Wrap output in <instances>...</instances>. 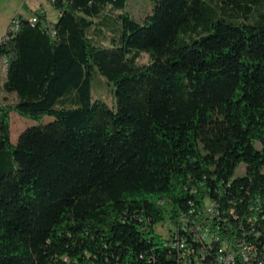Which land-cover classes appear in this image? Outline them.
<instances>
[{
    "label": "trees",
    "instance_id": "obj_1",
    "mask_svg": "<svg viewBox=\"0 0 264 264\" xmlns=\"http://www.w3.org/2000/svg\"><path fill=\"white\" fill-rule=\"evenodd\" d=\"M48 1L0 39V264H182L156 227L229 239L231 209L264 234V0ZM13 112L53 120L14 144Z\"/></svg>",
    "mask_w": 264,
    "mask_h": 264
},
{
    "label": "built area",
    "instance_id": "obj_2",
    "mask_svg": "<svg viewBox=\"0 0 264 264\" xmlns=\"http://www.w3.org/2000/svg\"><path fill=\"white\" fill-rule=\"evenodd\" d=\"M30 21L36 23L37 16H32ZM8 27L12 31L18 30V15L10 20ZM206 207L210 215H219L216 205L210 200H207ZM254 209L258 210V207L251 208ZM228 214L240 220L229 239L222 240L220 236L211 235L209 229L199 221L190 224L188 220L183 221L181 230L168 221L172 225L171 232L168 236L161 235L168 242L175 243V250L181 252L182 264H264V234L261 229H255L260 218L246 216L240 219L233 209ZM263 220L264 214L261 216ZM222 222H228V217ZM187 233H191L193 240L189 239ZM151 262H154L153 258H150Z\"/></svg>",
    "mask_w": 264,
    "mask_h": 264
},
{
    "label": "rangeland",
    "instance_id": "obj_3",
    "mask_svg": "<svg viewBox=\"0 0 264 264\" xmlns=\"http://www.w3.org/2000/svg\"><path fill=\"white\" fill-rule=\"evenodd\" d=\"M19 4L22 5H30V0H1L0 1V37L5 32L6 23L9 19L10 13L15 11ZM26 10V8H25ZM127 11L129 12L130 16L138 21L141 22L145 16L151 13L152 11V4L150 0H128L127 4ZM120 23H111L108 24L106 27H100L99 25H94L90 31L89 35L93 38L96 44H104L108 45L112 39H116L120 36ZM140 63L146 64L149 62V56L146 53H143L140 60ZM94 98L100 99L105 103L112 105L115 102V90L112 88L108 83H103L94 91ZM53 120L51 117H45L41 121H35L32 119H27L22 117L17 113L11 114V140L14 144L17 143L20 135L27 129L35 126H41L50 123ZM246 171V166L242 165L237 170V175H242ZM86 182L84 180L80 181L78 185L75 187L80 188ZM171 224L166 222L157 226V232L168 236L171 230Z\"/></svg>",
    "mask_w": 264,
    "mask_h": 264
},
{
    "label": "crops",
    "instance_id": "obj_4",
    "mask_svg": "<svg viewBox=\"0 0 264 264\" xmlns=\"http://www.w3.org/2000/svg\"><path fill=\"white\" fill-rule=\"evenodd\" d=\"M25 8H26V10H25ZM36 11L43 12L47 16L48 20L53 22V23L57 22V20H58L59 13L52 8V6L48 0H30V5L19 4L17 6V8L15 9V11H13V13L12 12L10 13L9 19L6 23L5 32L8 28V24H9L10 20L15 15H20V16H23L24 18L30 19L34 15V12H36ZM5 32L3 33V35L5 34ZM1 37H0V39H1Z\"/></svg>",
    "mask_w": 264,
    "mask_h": 264
},
{
    "label": "bare ground",
    "instance_id": "obj_5",
    "mask_svg": "<svg viewBox=\"0 0 264 264\" xmlns=\"http://www.w3.org/2000/svg\"><path fill=\"white\" fill-rule=\"evenodd\" d=\"M176 253H177V257H178V259H179V258H181V259H182L181 252H180V251H178V250H176Z\"/></svg>",
    "mask_w": 264,
    "mask_h": 264
}]
</instances>
